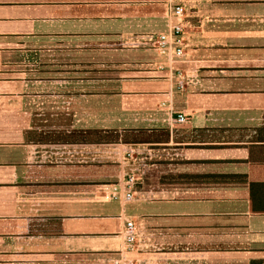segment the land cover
I'll use <instances>...</instances> for the list:
<instances>
[{
    "label": "crops",
    "instance_id": "0c3cea01",
    "mask_svg": "<svg viewBox=\"0 0 264 264\" xmlns=\"http://www.w3.org/2000/svg\"><path fill=\"white\" fill-rule=\"evenodd\" d=\"M173 1L0 0V264H112L121 253L137 264L148 242L161 264H264V0H183L184 55L172 69L183 90L141 43L168 28ZM30 51L38 61L25 64ZM138 144L173 146L205 180L106 199L124 166L89 175L101 162L89 147L110 157ZM69 147L81 156L55 161Z\"/></svg>",
    "mask_w": 264,
    "mask_h": 264
},
{
    "label": "rangeland",
    "instance_id": "374dc122",
    "mask_svg": "<svg viewBox=\"0 0 264 264\" xmlns=\"http://www.w3.org/2000/svg\"><path fill=\"white\" fill-rule=\"evenodd\" d=\"M48 47V46H45ZM53 47V46H52ZM41 56L42 60L44 62L48 63L49 59H54L53 62H64L66 59L68 60V57L64 60V57L62 55H51V56ZM38 55L33 53L32 51L28 52L27 55L24 57V63H35V61H38L37 58ZM74 57L72 56L71 59ZM75 58H81L75 57ZM95 57H92V59ZM52 61V60H50ZM74 61V60H73ZM94 61V62H93ZM90 63L92 65H98L100 66L101 63L97 62V60H93ZM98 63V64H97ZM101 67V66H100ZM107 71V69H105ZM104 71L103 73H105ZM108 73V72H106ZM111 73V72H110ZM90 75H93L90 73ZM100 75V74H99ZM113 132H107L104 133L105 139L110 138L112 136ZM237 133H226L222 136L220 133H216L213 136L209 138H216L220 140L222 137L224 139H230V140H236L239 139V136L236 135ZM131 137L130 135H127ZM134 136V138L137 139H160L164 138L163 136H160L159 134H150V133H137ZM95 137L94 134H90L89 138ZM207 137V136H206ZM48 138V137H47ZM54 138L55 140H58L59 137H50ZM62 139V138H61ZM223 139V138H222ZM71 149L68 154L66 153H59L57 156H55L56 160L59 162H67L69 159H77L81 156V152L78 151V149H75L73 147H69ZM90 151L89 153H83L89 158L92 156H98L96 157V160H99L101 162L95 163L97 161H94V164L88 169L89 175H111L113 174V177H116V174L118 171H120V167L118 166L119 163H117V159L121 158L122 165L124 166V175L121 179V181L125 177V173H133L136 177L135 182V188L136 190L142 194L144 197L148 195V191H155L159 192L162 187H171L175 184H192L197 182H203L202 180H205L206 176L203 172V166L198 161H193L191 159L186 158V156L183 155V152L174 149L173 146H169V148H166V146H162L160 144H138L131 147H128V150L122 151L120 150L119 154H111L110 157H107L110 153V147L109 146H93L89 147ZM100 148V149H98ZM77 150V153H76ZM100 150V151H99ZM96 151V153H95ZM114 155V156H113ZM106 166H98L101 164H104ZM107 163V164H106ZM122 173V171H121ZM217 180L220 178H224V176L221 174H215ZM104 196L106 197V194L104 193ZM148 242V246H144L149 250V253L151 257L152 255H155L153 259L151 257H148L146 259L140 261L136 260L137 264H161L159 256L160 253V246L159 245H151ZM223 246V245H222Z\"/></svg>",
    "mask_w": 264,
    "mask_h": 264
},
{
    "label": "built area",
    "instance_id": "2783aa9c",
    "mask_svg": "<svg viewBox=\"0 0 264 264\" xmlns=\"http://www.w3.org/2000/svg\"><path fill=\"white\" fill-rule=\"evenodd\" d=\"M167 15L170 19V24L165 31L157 34H151L147 38L141 40V43L152 45L156 51L164 55L167 60L155 62V68L165 69L170 67L169 73L176 75L178 80L176 81V88L183 90L187 82V78L181 70L175 69L172 73L174 61L181 58L184 55V28L186 26L185 5L183 0H174L167 7ZM173 19H175L173 21ZM172 20V21H171ZM186 115L183 113H177L174 117L176 123H183L186 121ZM136 177L133 173H125V177L122 181L113 183L110 185L109 190L105 193L106 199L118 200L121 203L128 202L133 198L134 185ZM123 238L125 243V250L131 251L134 248L135 243V227L131 220H124L123 226ZM112 264H135L131 259H128L120 254L119 257L113 259Z\"/></svg>",
    "mask_w": 264,
    "mask_h": 264
},
{
    "label": "trees",
    "instance_id": "16d2710c",
    "mask_svg": "<svg viewBox=\"0 0 264 264\" xmlns=\"http://www.w3.org/2000/svg\"><path fill=\"white\" fill-rule=\"evenodd\" d=\"M126 138H127V136L126 137H123V138H121V139H123V140H126ZM107 139H110V140H117L118 139V137H117V135H112L110 138H107Z\"/></svg>",
    "mask_w": 264,
    "mask_h": 264
}]
</instances>
